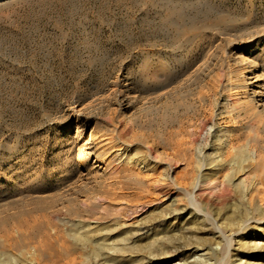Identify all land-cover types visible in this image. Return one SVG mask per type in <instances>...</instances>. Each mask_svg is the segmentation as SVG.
Instances as JSON below:
<instances>
[{
  "label": "rangeland",
  "instance_id": "374dc122",
  "mask_svg": "<svg viewBox=\"0 0 264 264\" xmlns=\"http://www.w3.org/2000/svg\"><path fill=\"white\" fill-rule=\"evenodd\" d=\"M263 77L264 0H0V264H264Z\"/></svg>",
  "mask_w": 264,
  "mask_h": 264
},
{
  "label": "bare ground",
  "instance_id": "6f19581e",
  "mask_svg": "<svg viewBox=\"0 0 264 264\" xmlns=\"http://www.w3.org/2000/svg\"><path fill=\"white\" fill-rule=\"evenodd\" d=\"M252 62V61H251ZM244 63V62H243ZM252 66V65H251ZM250 66V67H251ZM245 68V67H244ZM247 69V68H246ZM243 70V69H242ZM258 70H257V68H256V63L253 65V67H251V68H249L248 70H246V74L248 75L247 77L249 78V79H251V80H257V78H258V76H261V75H259L258 73H256ZM239 72V71H238ZM241 72V71H240ZM245 72V71H244ZM236 73H237V71H236ZM261 73V72H260ZM231 74V73H230ZM232 74H233V72H232ZM239 74V73H238ZM229 75V74H228ZM263 75V74H262ZM234 76V75H233ZM240 76V75H239ZM233 78V77H232ZM234 79H235V77H234ZM246 79V78H245ZM260 79H262V82L261 83H259V84H255L256 85V87H255V89H253L252 91H251V94H250V99L252 100V103L254 102L255 104L256 103H258V105L256 106V107H258L261 103H262V101H263V98L261 97V96H264V92H262V89L264 88V77L263 78H260ZM237 80V79H236ZM248 81V80H247ZM240 82V81H239ZM253 83V82H252ZM251 85V84H250ZM230 86V85H229ZM228 86V87H229ZM247 86L245 85V86H243L242 88H246ZM241 91V90H240ZM248 91V90H247ZM249 95V94H248ZM251 102V101H250ZM249 104V103H248ZM263 105V104H262ZM244 107V106H243ZM252 107L254 108L255 106L254 105H252ZM251 107V104H250V108H252ZM261 108H263V106L261 107ZM251 110V109H250ZM262 109H260V111H261ZM247 111V110H246ZM249 112V111H248ZM262 112V111H261ZM102 138V137H101ZM261 138V137H260ZM259 139V138H258ZM241 145V144H240ZM105 146V145H104ZM107 146V145H106ZM204 146V145H203ZM237 146V145H236ZM242 146V145H241ZM244 146H245V144H244ZM119 147V146H118ZM206 147V146H205ZM243 147V146H242ZM255 147V146H254ZM90 148V147H89ZM102 148V147H101ZM109 148V147H108ZM237 148H240V147H237ZM122 149V148H121ZM203 149H204V147H199V148H197V150H196V158H195V165L197 166L196 168H197V173L195 174V175H193L192 176V183L194 184V187L196 188V190H198L200 187V185L201 184H209V185H212V184H215L216 182H217V178L215 177V176H217L216 174L217 173H215V172H210L211 170H207V171H209V173H203V170L205 169V165L207 164V163H205L204 162V160H205V158H204V154H203ZM119 150V149H118ZM236 150H238V149H236ZM244 151V150H243ZM87 152V151H86ZM95 152V151H94ZM122 153V152H121ZM241 153V152H240ZM243 154V153H242ZM245 154V153H244ZM243 154V155H244ZM246 154H248V153H246ZM246 154L244 155V156H241L240 157V162H237V167H238V165H239V167L241 168V171L243 170L244 171V166H245V161H247L248 160V158L247 157H245L246 156ZM250 154V153H249ZM249 154H248V156H249ZM259 154V153H258ZM129 155H130V153H129ZM204 155V156H203ZM260 156V155H259ZM102 157V156H101ZM120 157V156H119ZM260 157H262V156H260ZM80 158V157H79ZM83 158V157H82ZM128 159H130V160H133V155L131 154L129 157H128ZM135 159V158H134ZM249 159L250 160H253L255 163H256V161H257V158H250L249 157ZM262 159H263V157H262ZM83 160V159H82ZM99 160V154H97L96 153V157H95V160L93 161V162H97ZM264 160V159H263ZM137 161V160H136ZM139 161V160H138ZM128 162V161H127ZM87 163V162H86ZM215 164L216 163H214L213 164V166L212 167H214L215 166ZM221 164V163H220ZM256 165V164H255ZM254 165V166H255ZM86 166L88 167V166H91V165H88V164H86ZM94 166V165H93ZM216 166H218V165H216ZM237 167H236V169H237ZM209 168H210V166H209ZM262 169H263V167H262ZM249 170V169H248ZM213 171V170H212ZM234 171V170H233ZM237 171V170H236ZM236 171H234L235 172V174H237V172ZM239 170H238V174H239ZM245 172V171H244ZM242 173V172H241ZM247 173V172H246ZM212 174H215V175H213L214 176V178H212L211 176H212ZM234 174V173H233ZM244 174V173H243ZM240 175V174H239ZM248 175V174H247ZM219 176V175H218ZM232 176V175H231ZM234 176H236L237 177V175H234ZM240 177V176H239ZM224 179V178H223ZM229 179V178H228ZM232 179V178H231ZM242 179V178H241ZM221 181L223 182V180H222V178H221ZM246 181V180H245ZM220 182V181H219ZM256 182V181H255ZM220 184H222V183H220ZM240 184V183H239ZM243 185V184H242ZM264 185V184H263ZM244 186V185H243ZM217 187H218V185H217ZM179 188V190L181 189L180 187H178ZM220 188H221V185H220ZM248 188V187H247ZM261 188H262V186H261ZM244 189V188H243ZM262 191V190H261ZM261 194V193H260ZM244 195V194H243ZM168 196V195H167ZM243 197H245V195L243 196ZM254 197V196H253ZM252 198V197H251ZM187 199L189 200V202H190V207L189 208H185V209H181L178 213H175V214H173L172 216H178V218L179 219H183V220H186L185 219V217L187 216V215H190L191 217H190V221L189 222H192L193 224H194V220H196V219H198L199 217H200V215L202 216V210L199 208V205H198V203L196 202V200H195V197H194V194H192V193H187ZM258 200V201H257ZM256 201L258 202L257 203V205L255 206L256 208L254 209V211L255 210H257V212H259V214H260V218L259 219H257V220H255V222L256 223H264V190H263V193L261 194V196H259V198L258 199H256ZM251 203H252V201H250ZM173 203V202H172ZM255 203V202H254ZM127 206V205H126ZM118 207H120V206H118ZM124 212V211H123ZM252 212V211H251ZM166 214V213H165ZM243 215V213L241 214V215H239L238 216V218H239V220L243 217L242 216ZM158 216V215H157ZM164 217V216H163ZM204 219H205V217L204 216H202ZM235 218V217H234ZM237 218V217H236ZM167 219V218H166ZM251 219H252V217L251 216H248L247 215V217H244V220L242 221V224L240 225V229H244L249 223H250V221H251ZM162 220V219H161ZM199 220V219H198ZM242 220V219H241ZM127 221V220H126ZM159 222V221H158ZM125 223V222H124ZM161 223V222H160ZM197 223V222H196ZM195 223V224H196ZM149 224V223H148ZM159 225H162V224H159ZM169 226H166V224H165V228L163 229V230H161V231H154V230H152L151 232H148L147 234H151L150 235V237H153L152 238V240L154 241V243L155 242H157V241H162L163 240V237L164 236H166L167 235V233L168 232H170L171 233V231L173 232V231H175L174 229H170L171 227H170V224H168ZM194 226V225H193ZM127 227V226H126ZM169 227V228H168ZM215 227V226H214ZM195 228V227H194ZM128 229V228H127ZM139 229V228H138ZM137 229V230H138ZM155 229V228H154ZM130 230H134V229H130ZM169 230H171V231H169ZM147 231V230H146ZM216 231H217V234H218V238L219 239H222V240H224L225 241V245H224V254H223V260H222V263L221 264H225V262H226V260H230L229 262H230V264H231V257H232V254H231V247H232V240H231V237L229 236H227V235H225V233H223V231L220 229V228H217L216 229ZM8 232V231H7ZM128 232V231H127ZM131 232V231H130ZM191 232V231H190ZM9 233V232H8ZM193 233H195V232H193ZM213 233V232H212ZM3 234V233H2ZM7 234V233H6ZM10 234V236L12 235L11 233H9ZM73 234V233H72ZM84 234V233H83ZM169 234V233H168ZM81 235V234H80ZM80 235H78V236H80ZM6 236V235H5ZM91 236V235H90ZM131 236V235H130ZM134 236V235H133ZM2 237V235L0 236V238ZM8 237V236H7ZM7 237H6V239H7ZM13 237V236H12ZM46 237H48V236H46ZM52 237V236H51ZM86 237V236H85ZM53 238V237H52ZM54 238H58L57 236H55ZM3 239H5V237L3 238ZM9 239V238H8ZM46 239V238H45ZM44 239V240H45ZM125 238H123V240H124ZM166 239V238H165ZM40 240V239H39ZM56 240V239H55ZM92 240V239H91ZM11 241V240H10ZM43 242V241H42ZM78 242V241H77ZM198 242V241H197ZM240 243H241V245H247V242H246V240L244 241V240H242L241 238H240V241H239ZM5 243H7L6 241H5ZM9 243V242H8ZM10 243H13L12 241L10 242ZM39 243V242H38ZM132 243V242H131ZM172 243V242H171ZM191 243V242H190ZM3 244V243H2ZM50 244V243H49ZM176 244V243H175ZM195 244V243H194ZM43 245V244H42ZM51 245V244H50ZM10 246V245H9ZM102 246V245H101ZM115 246V245H114ZM123 246H125V245H123ZM132 246V245H131ZM191 246V245H190ZM240 246V245H239ZM257 246V245H256ZM160 247H162V246H160ZM163 247H166V246H163ZM171 247V246H170ZM178 247V246H177ZM189 247V246H188ZM247 246H245V248H246ZM37 248V247H36ZM156 248V247H155ZM175 248V247H174ZM179 248V247H178ZM193 249H192V251H191V254H192V256H193V261H192V263H190L189 262V260H187V261H184L182 264H207V258L205 257V255H200V254H198V250H199V248H198V246H193L192 247ZM4 249V248H3ZM2 249V250H3ZM6 249V250H5ZM4 250V252H6L7 250H8V248H5ZM9 249H10V247H9ZM35 249V248H34ZM100 249V248H99ZM104 249V248H103ZM162 249V248H161ZM214 249H216V248H214ZM157 250V249H156ZM190 250V249H189ZM208 250H213L211 247H208ZM112 251V250H111ZM2 252V251H1ZM117 252H119V251H117ZM173 252H174V250H173ZM3 253V252H2ZM10 253V252H9ZM111 253V252H110ZM109 253V254H110ZM114 253V252H113ZM112 253V254H113ZM214 253V252H213ZM11 254V253H10ZM13 254V253H12ZM17 254V253H16ZM106 254H107V252H106ZM108 254V255H109ZM184 254V253H183ZM20 255V254H19ZM6 256V255H5ZM11 256V255H10ZM71 257V256H70ZM104 257H106V256H104ZM154 257V256H153ZM19 258V257H18ZM110 258V257H109ZM112 258V257H111ZM159 258V257H158ZM66 259V258H65ZM68 259V258H67ZM72 259H73V257H72ZM10 260H12V259H10ZM22 261H24V260H22ZM69 261V260H68ZM70 261H72V260H70ZM234 261V260H233ZM238 261V262H237ZM73 262V261H72ZM19 263V262H18ZM116 263V262H115ZM23 264H24V262H23ZM72 264V263H71ZM234 264H251L250 262H247L246 261V259H244V256L243 255H239L238 256V258H237V260H236V263H234Z\"/></svg>",
  "mask_w": 264,
  "mask_h": 264
}]
</instances>
